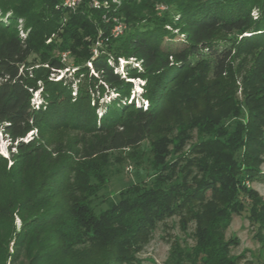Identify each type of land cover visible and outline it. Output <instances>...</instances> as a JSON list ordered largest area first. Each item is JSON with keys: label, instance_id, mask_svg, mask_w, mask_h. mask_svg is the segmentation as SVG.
Returning a JSON list of instances; mask_svg holds the SVG:
<instances>
[{"label": "trees", "instance_id": "16d2710c", "mask_svg": "<svg viewBox=\"0 0 264 264\" xmlns=\"http://www.w3.org/2000/svg\"><path fill=\"white\" fill-rule=\"evenodd\" d=\"M92 1L0 0V128L11 141L0 154V264H144L169 219L183 235L165 264H237L234 215L247 211L264 233V198L246 183L264 181V0H151L173 5L176 48L165 43L175 22L134 23L139 0H122L126 35L95 45L110 10ZM66 51L82 60L55 79ZM146 140V177L97 208L117 152Z\"/></svg>", "mask_w": 264, "mask_h": 264}, {"label": "rangeland", "instance_id": "374dc122", "mask_svg": "<svg viewBox=\"0 0 264 264\" xmlns=\"http://www.w3.org/2000/svg\"><path fill=\"white\" fill-rule=\"evenodd\" d=\"M64 2V0H63ZM107 5L108 8L103 6ZM93 0L91 3L97 8H106L110 12H106L103 15L104 22L110 24V30L107 38L101 39L100 32L95 45H100L107 42L109 38L113 40L110 44L111 47L117 44L115 40L118 37L125 36L127 31L132 27V20L127 19L123 15L121 16V6L123 4L122 0ZM141 3V8L143 9L139 13V18L134 23L144 24L150 20L160 19L164 22L173 21L175 23L166 24V28L175 34L173 40L165 39V43L176 48L181 45V39L184 34L181 33L179 27H177V18L173 5H167L163 2H156L151 0H139ZM65 8L69 10H74L75 8H70L67 5ZM112 5H115L113 7ZM118 5V7H117ZM110 7V8H109ZM254 15L257 14L256 11L253 12ZM49 38L47 41H50ZM94 45V52H97V47ZM83 52H86V48L83 47ZM63 60L65 61L67 67L64 68L55 79L61 77H66L74 72L76 65L82 60L78 54H72L66 51V56L63 54ZM119 70L124 72V65L127 60L124 57H119ZM88 66L91 67V63L87 62ZM237 94L242 98L243 92V80L245 75L237 74ZM142 81H135V88L141 91ZM35 102L40 101L39 91L35 92ZM108 99V98H107ZM195 137L192 139L195 141ZM192 141V142H193ZM191 142V141H190ZM190 142L188 144H190ZM10 139L0 128V154L4 156L10 155ZM188 144L186 147H188ZM14 150V148L12 149ZM153 160V154L151 151V145L148 140L141 143L139 146L132 149H125L117 152V157L114 158L113 168H115L114 174L108 183L107 188L100 193L98 199H96L97 208H105L109 204L110 199H117L118 193L128 186L141 181L146 177L147 173L150 171V164ZM264 170V164L262 166ZM248 186L254 187L257 192L264 198V181H247ZM169 219L167 221V226L160 225L157 229L154 238L145 247L141 256L144 258V264H165V260L168 256L170 249V242L175 235H183L180 232L178 225L176 224V219ZM18 226H20L21 221L17 217L16 219ZM227 237L233 238L234 245L231 247V255L237 260V264H264V233L258 234L257 227L250 222L247 217V211H243L241 214H236L233 217L232 223L227 229ZM188 242L192 243V238H188Z\"/></svg>", "mask_w": 264, "mask_h": 264}, {"label": "built area", "instance_id": "2783aa9c", "mask_svg": "<svg viewBox=\"0 0 264 264\" xmlns=\"http://www.w3.org/2000/svg\"><path fill=\"white\" fill-rule=\"evenodd\" d=\"M83 0H64V4L70 8H76ZM66 56V53L64 54Z\"/></svg>", "mask_w": 264, "mask_h": 264}]
</instances>
